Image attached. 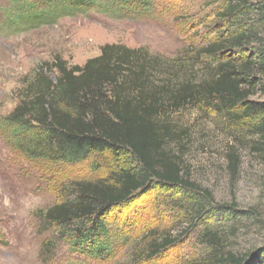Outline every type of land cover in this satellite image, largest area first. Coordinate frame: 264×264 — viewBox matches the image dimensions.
I'll return each mask as SVG.
<instances>
[{
    "label": "trees",
    "instance_id": "16d2710c",
    "mask_svg": "<svg viewBox=\"0 0 264 264\" xmlns=\"http://www.w3.org/2000/svg\"><path fill=\"white\" fill-rule=\"evenodd\" d=\"M10 1L16 5L11 19L24 24L48 23L68 11L146 17L155 4ZM221 1L225 17L237 24L227 40H209L203 48L208 63H214L210 78L193 80L181 64L121 43L101 45L100 53L82 65L55 56L24 75L15 106L0 116V136L29 162L68 173L57 185V201L41 211V230L53 228L70 251L89 260L115 257L126 235L114 210L151 183L207 194L172 146L168 117L177 110L221 104L234 128L246 133L245 147L264 166V0ZM226 43L237 57L222 59ZM228 157L234 172L238 152L230 150ZM172 242H152L149 249L153 255ZM225 253L219 255L224 264H264V247L241 256Z\"/></svg>",
    "mask_w": 264,
    "mask_h": 264
},
{
    "label": "rangeland",
    "instance_id": "374dc122",
    "mask_svg": "<svg viewBox=\"0 0 264 264\" xmlns=\"http://www.w3.org/2000/svg\"><path fill=\"white\" fill-rule=\"evenodd\" d=\"M14 6L0 0V116L15 106L23 77L35 66L55 56L82 65L105 43L143 47L181 64L193 80L210 78L214 63L203 48L227 40L237 24L225 17L221 0H155L146 17L68 11L30 24L11 19ZM222 47L223 60L239 54L229 43ZM216 106H188L168 117L173 148L207 194L149 184L114 210L126 239L107 260H89L70 251L53 228L41 230V211L57 201V185L68 173L29 162L0 136V264H224L219 255L227 251L241 256L264 247V166L245 147L246 133ZM230 150L238 152L234 172ZM165 239L173 242L152 255L150 243Z\"/></svg>",
    "mask_w": 264,
    "mask_h": 264
},
{
    "label": "clouds",
    "instance_id": "9594fccd",
    "mask_svg": "<svg viewBox=\"0 0 264 264\" xmlns=\"http://www.w3.org/2000/svg\"><path fill=\"white\" fill-rule=\"evenodd\" d=\"M4 203H5V205H7L9 202H8V200H7V199H5Z\"/></svg>",
    "mask_w": 264,
    "mask_h": 264
}]
</instances>
